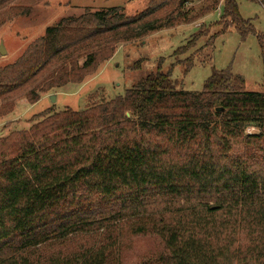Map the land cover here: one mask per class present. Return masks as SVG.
I'll list each match as a JSON object with an SVG mask.
<instances>
[{"label":"trees","instance_id":"trees-1","mask_svg":"<svg viewBox=\"0 0 264 264\" xmlns=\"http://www.w3.org/2000/svg\"><path fill=\"white\" fill-rule=\"evenodd\" d=\"M43 1L0 0V28ZM190 1L64 17L0 66L4 117L19 100L34 104L83 83L119 45L200 20L221 3L225 27L206 43L235 26L243 40L257 35L263 61L259 90L213 68L191 91L172 71L179 64L188 72L193 55L168 69L161 58L124 94L79 110L52 105L28 129L0 135V264H120L115 229L124 224L160 239L162 252L146 264H264V35L237 0H210L197 13L186 9ZM78 237L88 239L67 250Z\"/></svg>","mask_w":264,"mask_h":264},{"label":"rangeland","instance_id":"rangeland-1","mask_svg":"<svg viewBox=\"0 0 264 264\" xmlns=\"http://www.w3.org/2000/svg\"><path fill=\"white\" fill-rule=\"evenodd\" d=\"M149 0H45L33 6L30 15L18 17L0 28V66L13 63L19 58L28 45L44 35L48 26L56 24L64 17H77L82 13L123 7L127 16L144 10ZM211 3L210 0H193L187 3L186 9L196 8L201 11ZM239 12L245 19H251L256 33L264 35V4L262 0H237ZM223 3L215 10L192 23L175 28L162 29L143 39H137L119 45L114 56L102 63L97 73L86 78L81 84H69L66 87L43 94L41 99L31 104L19 100L13 112L0 117V135L12 130L28 129L31 117L55 105L57 109L70 107L83 109L95 103L110 100L124 94L134 82L156 69L159 60L163 59V68L168 69L176 59H186L193 55L192 68L185 72L183 66L175 65L172 76L180 82L181 87L191 91L202 90L206 79L213 68L225 70L230 68L235 75L244 78L247 90H259L263 86V61L261 47L255 33H249L243 40L235 26H230L214 41L206 43L209 37L225 27L220 19ZM190 8V9H189ZM192 12V13H193ZM199 27L208 28L206 35L184 54L175 55L174 50L185 44ZM142 59L140 67L137 62ZM55 95L52 101L51 96ZM248 132H254L249 127ZM116 246L120 264H146L162 252L160 239L149 232H135L129 225H119L115 229ZM87 237H78L67 243V250H77ZM44 254V253H43Z\"/></svg>","mask_w":264,"mask_h":264},{"label":"water","instance_id":"water-1","mask_svg":"<svg viewBox=\"0 0 264 264\" xmlns=\"http://www.w3.org/2000/svg\"><path fill=\"white\" fill-rule=\"evenodd\" d=\"M4 51H5V47H4V45H2L1 48H0V52L3 54ZM51 98H52V101H54L55 100V95H52ZM221 110H222V108H217V111H221Z\"/></svg>","mask_w":264,"mask_h":264}]
</instances>
